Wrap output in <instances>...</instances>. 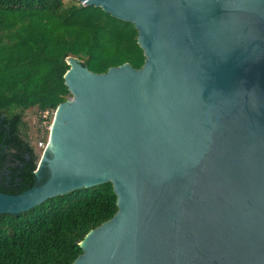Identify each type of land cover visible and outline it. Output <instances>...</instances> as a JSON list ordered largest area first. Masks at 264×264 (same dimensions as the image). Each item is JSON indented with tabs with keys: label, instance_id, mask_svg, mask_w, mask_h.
Wrapping results in <instances>:
<instances>
[{
	"label": "water",
	"instance_id": "1",
	"mask_svg": "<svg viewBox=\"0 0 264 264\" xmlns=\"http://www.w3.org/2000/svg\"><path fill=\"white\" fill-rule=\"evenodd\" d=\"M79 1L132 24L144 64L66 60L35 184L0 215L109 183L73 264H264V0Z\"/></svg>",
	"mask_w": 264,
	"mask_h": 264
},
{
	"label": "trees",
	"instance_id": "2",
	"mask_svg": "<svg viewBox=\"0 0 264 264\" xmlns=\"http://www.w3.org/2000/svg\"><path fill=\"white\" fill-rule=\"evenodd\" d=\"M69 58L94 74L123 64L138 70L145 61L133 25L100 8L77 0H0V193L18 195L35 184L42 152L29 140L24 114L36 109L41 128L48 120L42 115L71 97L64 85ZM116 212L108 183L24 215H0V264H73L84 237Z\"/></svg>",
	"mask_w": 264,
	"mask_h": 264
},
{
	"label": "rangeland",
	"instance_id": "3",
	"mask_svg": "<svg viewBox=\"0 0 264 264\" xmlns=\"http://www.w3.org/2000/svg\"><path fill=\"white\" fill-rule=\"evenodd\" d=\"M77 1L81 5L80 1L79 0H77ZM53 118H54V114L48 113V115H47L48 120L46 121L47 122L46 127L51 125ZM24 122L26 125V132H27V135L29 137V140H30L32 146L34 147V149L40 154L42 151L38 150L37 145L40 141L45 142L46 137H47V134H45V132H47V131L44 127V129H43L44 131L41 132V128H40V124H39V115L37 114L36 109H29L25 112ZM48 133H49V131H48Z\"/></svg>",
	"mask_w": 264,
	"mask_h": 264
},
{
	"label": "built area",
	"instance_id": "4",
	"mask_svg": "<svg viewBox=\"0 0 264 264\" xmlns=\"http://www.w3.org/2000/svg\"><path fill=\"white\" fill-rule=\"evenodd\" d=\"M81 3V6H86L85 5V2H80ZM47 115H48V113H45V114H43L42 115V118L43 119H47ZM46 120H43L42 121V124H41V132H43L44 130V127H45V129L46 130H48L49 131V129H50V125L48 126V127H46ZM48 138H49V133H48ZM48 138H47V142H42V141H40L39 143H38V148L39 149H41L42 150V152L44 151V149L46 148V146H47V143H48Z\"/></svg>",
	"mask_w": 264,
	"mask_h": 264
}]
</instances>
